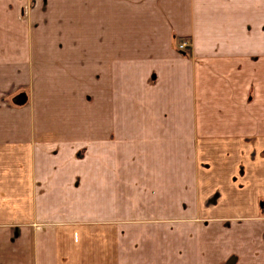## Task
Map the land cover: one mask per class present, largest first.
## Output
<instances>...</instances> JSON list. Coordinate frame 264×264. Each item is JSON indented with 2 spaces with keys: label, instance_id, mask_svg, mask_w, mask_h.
I'll return each mask as SVG.
<instances>
[{
  "label": "crops",
  "instance_id": "0c3cea01",
  "mask_svg": "<svg viewBox=\"0 0 264 264\" xmlns=\"http://www.w3.org/2000/svg\"><path fill=\"white\" fill-rule=\"evenodd\" d=\"M0 264H264V0H0Z\"/></svg>",
  "mask_w": 264,
  "mask_h": 264
},
{
  "label": "rangeland",
  "instance_id": "374dc122",
  "mask_svg": "<svg viewBox=\"0 0 264 264\" xmlns=\"http://www.w3.org/2000/svg\"><path fill=\"white\" fill-rule=\"evenodd\" d=\"M185 42H186V45H185ZM191 43H190V39L189 38H181L179 41H178V43H177V45H176V48H177V50H179V52H181V53H185V51L187 50L186 48L187 47H189V45H190ZM185 50V51H184ZM126 195V194H125ZM125 221V223L126 224H129V223H131V221H133L132 220V218H127V219H125L124 220ZM158 221V220H157Z\"/></svg>",
  "mask_w": 264,
  "mask_h": 264
},
{
  "label": "built area",
  "instance_id": "2783aa9c",
  "mask_svg": "<svg viewBox=\"0 0 264 264\" xmlns=\"http://www.w3.org/2000/svg\"><path fill=\"white\" fill-rule=\"evenodd\" d=\"M185 45H186V42H185Z\"/></svg>",
  "mask_w": 264,
  "mask_h": 264
}]
</instances>
